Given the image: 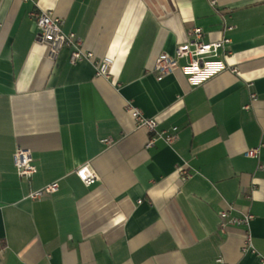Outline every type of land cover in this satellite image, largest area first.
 Wrapping results in <instances>:
<instances>
[{"label":"crops","instance_id":"1","mask_svg":"<svg viewBox=\"0 0 264 264\" xmlns=\"http://www.w3.org/2000/svg\"><path fill=\"white\" fill-rule=\"evenodd\" d=\"M36 10L111 58L110 77L68 51L50 61ZM194 28L206 43L230 40L237 72L196 87L179 72L156 77V57ZM128 103L176 141L146 147ZM258 146V160L245 157ZM18 147L36 167L28 181ZM52 182L56 193L28 199ZM247 213V225L228 223ZM247 235L264 257V0H0V264H259L241 252Z\"/></svg>","mask_w":264,"mask_h":264},{"label":"built area","instance_id":"2","mask_svg":"<svg viewBox=\"0 0 264 264\" xmlns=\"http://www.w3.org/2000/svg\"><path fill=\"white\" fill-rule=\"evenodd\" d=\"M209 5L214 8L217 0H208ZM30 18L33 20L36 29V39L39 43L46 46L50 61H55L62 51H68L69 63L74 65L82 61H89L95 69L96 77L109 78L110 68L113 65V60L109 57L95 59L90 51H85L82 48V41L74 33H64L62 31L63 21L55 17L50 11L36 10L30 13ZM226 31L232 30L231 26L225 27ZM189 40L179 45L173 55L160 54L156 57L153 65V74L158 77H164L174 72L181 73L189 86L196 87L212 77L224 72L230 71L236 73L235 67H229L225 63V58L228 55L227 46L230 43L228 38H222L219 41L206 43L202 40V32L198 28L192 29L189 33ZM180 60H186L184 65H180ZM251 101L256 100V95H250ZM126 111L134 120L135 126L138 129H143L151 136L149 137L146 147L152 146L157 140H162L166 144H172L177 139V129L172 128L169 131H157V121L154 118H147L143 113L132 106L130 103L126 105ZM103 142L107 143V140ZM261 146L248 149L245 152V157L250 159H259ZM13 166L16 174L20 179L30 180L36 173V167L33 164L31 152L28 149L18 147L12 157ZM262 169L261 164L258 165ZM177 175L183 179H188L190 174L183 169H177ZM77 176L86 186L92 185L95 180V174L84 166L76 171ZM58 191V183L52 182L45 185L41 189L31 191L28 194V199L38 201L47 195H52ZM222 221L220 227L223 228L226 222V213L221 212ZM252 215L247 213L241 218H234L228 221L231 225H247L252 220ZM241 252L246 255L254 256L259 264H264V257L259 255L253 248L249 235L246 236ZM216 263H222L220 259Z\"/></svg>","mask_w":264,"mask_h":264}]
</instances>
